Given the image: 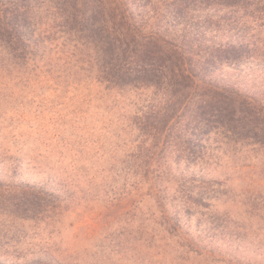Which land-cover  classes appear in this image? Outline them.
<instances>
[{"label":"rangeland","instance_id":"374dc122","mask_svg":"<svg viewBox=\"0 0 264 264\" xmlns=\"http://www.w3.org/2000/svg\"><path fill=\"white\" fill-rule=\"evenodd\" d=\"M101 2L186 35L263 124L112 71L85 21ZM261 126L264 0H0V264H264Z\"/></svg>","mask_w":264,"mask_h":264},{"label":"trees","instance_id":"16d2710c","mask_svg":"<svg viewBox=\"0 0 264 264\" xmlns=\"http://www.w3.org/2000/svg\"><path fill=\"white\" fill-rule=\"evenodd\" d=\"M101 5L102 2L93 5L90 13L85 9V16L88 15L85 21L93 22V27L96 23L102 25L105 22L100 29L107 35L105 41L98 45L100 48L96 53L100 55L102 52V56L111 58L112 71L117 68L122 75H134L142 81L153 83L167 80L172 104L185 103L191 107L185 100L200 96L197 103H201V106L197 109L193 107V110L190 108L196 115L219 114L224 124L239 131L255 129L263 124V121L259 123V117H254L258 105L251 100V96L238 90L214 88L202 76L198 61L200 54L191 50L186 35L175 39H167L159 32H148L150 35H146L145 28L138 25L127 9L118 14L121 17L118 19L116 12L103 9ZM261 129L264 130V127L261 126Z\"/></svg>","mask_w":264,"mask_h":264}]
</instances>
